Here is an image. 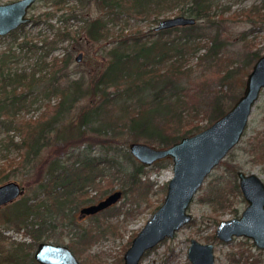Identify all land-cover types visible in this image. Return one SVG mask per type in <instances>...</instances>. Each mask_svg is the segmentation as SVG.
I'll use <instances>...</instances> for the list:
<instances>
[{
    "label": "rangeland",
    "instance_id": "1",
    "mask_svg": "<svg viewBox=\"0 0 264 264\" xmlns=\"http://www.w3.org/2000/svg\"><path fill=\"white\" fill-rule=\"evenodd\" d=\"M10 1L13 0H0V4ZM190 1L159 0L139 15L133 12L121 14L119 18L108 24L110 34L102 41H92L79 31L75 40L60 41L55 43V46H51L54 45L51 41L54 39L55 30L43 24L32 27L30 20L22 31H18L19 33L0 36V53L11 46L13 54L17 57L13 67L27 74L36 71L35 78H38L50 69L48 65L39 73L38 69L43 67V61L50 63L55 57L59 60L63 53L69 52L72 61L65 71L72 77L83 76L84 81L89 82L94 74L103 69V62L107 59L106 51L117 41L135 33H139L148 40L157 38L158 35L153 33L154 27L161 19L180 14L190 16L188 12L182 13L188 10ZM50 2L51 0H38L29 10V17L47 9ZM73 8L74 12L71 10ZM48 10L53 11V16L48 22L56 27L61 25L62 15L64 17L72 14L78 16L77 18L80 19H68L65 24L72 34L77 33V29L84 25V19H94L103 14V9L97 0H69L58 9L49 7ZM210 13L208 18L197 20L200 46L197 53L189 58L190 64L196 68L195 76H192L189 84L191 89L188 100L192 103L191 106L201 101L207 102L210 99L207 92L219 91L220 79L228 70H232L231 78L227 85L223 84L222 90L227 95L239 97L242 94L246 76L255 62L252 60L245 63V56L252 52H258L260 55L264 53V0H213ZM146 34L148 35L145 37ZM23 35L36 43L34 50L36 46L39 48L28 53L19 51L17 41ZM178 35L171 32L167 36L162 34L161 37L163 40L170 41V39L177 40ZM16 36L18 38L15 40ZM213 37L219 42L218 55L221 59L218 65H212L209 60H206L204 64L201 62L200 66H197V55L204 51L203 45L209 43ZM197 42H193L192 46H195ZM79 52L82 53V58L76 61L75 58ZM57 64L59 65L60 62ZM202 65H205L204 68ZM65 82L66 78L60 79V87H63ZM46 87L47 82L44 80L32 91L29 100L32 99L34 102L16 114L14 124L20 125L25 120L46 118L52 114L60 98L52 90H46ZM89 104L90 100L84 98L69 112L64 113L57 127L48 134L47 145L28 163L22 158L24 150L20 152L12 147L8 150L0 147V172L3 167V172H10L4 182L14 180L24 186V194L18 197L21 198L33 195L37 191L38 181L42 178L48 162L55 157L72 160L75 155L82 152L112 160L111 164H101L105 175L98 177L97 183L88 191L87 195L96 197V200L87 204L97 202L115 189L128 188L113 208H106L96 214L79 218V209L87 204H72L71 209L65 211L68 214H61L56 220L55 229L52 228L53 224H46V229L52 236L40 241L68 246L73 231L87 229L93 232L95 238L84 250H82L83 247L82 251L78 250L76 254L73 252L79 262L81 264H122L123 254L132 239L163 202L168 181L172 176V160L166 157L146 165L134 157L131 159L128 156L129 142L124 145L123 136L119 134L113 135L111 132L104 134L103 129L107 125H104L101 118L88 126L85 135L74 137L65 152V149H62V143L70 133L68 124L71 121L76 123L77 114ZM197 121L203 125H209L203 117H199ZM9 125L6 119H0V141L3 144L7 143V139L12 134H17L15 140L19 139L20 134L14 130L7 133ZM136 141L146 143L144 138ZM148 144L157 147L155 143ZM138 163L143 165L144 174L140 177L138 184L130 185L123 174L129 172ZM238 170L247 174L254 173L264 182V87L252 107L240 140L211 170L189 204L187 210L192 219L179 228L173 237L160 241L150 249L139 264H191L187 257L191 239L200 243L213 244L214 264L248 262L264 264V249L256 247L251 238L234 236L230 242H223L215 236V230L220 221L239 217L247 206V201L243 198L238 184L236 175ZM8 206L0 207V217L2 212L9 211ZM69 216L72 217L73 223L68 220ZM0 230L10 239L28 243L31 241V238L25 236L21 229L5 227L1 219ZM36 244L32 247V253ZM245 256L248 257L247 261H244ZM237 258L238 261H236Z\"/></svg>",
    "mask_w": 264,
    "mask_h": 264
},
{
    "label": "trees",
    "instance_id": "2",
    "mask_svg": "<svg viewBox=\"0 0 264 264\" xmlns=\"http://www.w3.org/2000/svg\"><path fill=\"white\" fill-rule=\"evenodd\" d=\"M68 1L51 0L47 7L58 9ZM97 1L103 9V14L94 19H84V25L76 28L77 33L72 34L65 24L68 19H80L78 16L62 15L61 25L56 27L48 22L53 16V11L48 8L32 15L30 25L35 27L43 24L54 29V39L51 41L54 45L51 46L60 41L75 40L79 31L92 41H102L110 34L108 24L112 20L124 13L133 12L139 15L159 0ZM212 2L213 0H191L188 10L182 13L188 12L195 18V23L155 30L153 33L158 35L155 39H145L139 33L126 35L106 51L107 59L103 62V69L94 74L89 82H85L83 76L72 77L65 71L72 61L69 52L63 53L59 60L55 57L50 63L43 61V67L38 69L39 73L48 65L50 69L41 77L35 78L36 71L27 74L13 67L17 57L13 54L11 46L3 50L0 53V119L9 122L7 133L14 130L20 135L18 140H15L17 134L10 135L6 144L0 141V147L6 150L12 147L20 152L24 150L22 158L27 163L30 162L47 145L48 134L57 127L64 113L69 112L84 98L90 100V104L88 107L84 106L77 114L76 123L69 122L70 133L62 143L65 152L70 147L72 139L85 135L88 126L98 118L107 125L103 133L111 132L113 135L123 136L124 145L144 138L146 143H155L159 148L168 147L183 136L194 134L206 127L207 125L197 121L199 117L205 118L211 124L238 98L236 95H227L222 90L223 84L227 85L231 78L232 70H228L220 79L219 91L207 92L210 97L207 102L201 101L191 106L192 103L188 100L190 80L196 71L189 58L197 53L200 46L197 20L211 15ZM71 10L74 12L75 9ZM25 25L7 35L22 31ZM171 32L179 34L177 40H163L161 35L167 36ZM14 38L16 40L18 36ZM195 41L198 42L192 46ZM35 45L36 43L31 42L26 35L17 41L19 51L27 53L39 48L36 46L34 50ZM218 45L215 37L204 44L205 49L197 55L196 65L200 66L201 62L204 64V61L209 60L212 65L217 66L221 59L218 55ZM259 56L258 52H252L245 56V63L256 60ZM202 66L204 68L205 65ZM206 68L208 69V66ZM64 78L66 82L60 87V79ZM44 80L47 82L46 90H52L60 98L52 114L46 118L25 120L22 122L23 125L14 124L16 114L34 102L32 99L29 100V96ZM128 156L133 159L130 152ZM112 162L107 157L101 158L82 152L75 155L72 160L59 157L50 160L33 195L15 199L9 206L4 205L10 207L9 211L2 212L0 217L5 227L21 229L31 241L28 243L10 239L0 230V264H39L34 260L32 247L37 241L52 236L47 231L46 224H53L52 228L55 229L56 220L61 214L67 215L65 211L71 209L72 204H87L96 200V197H89L87 193L97 183V178L105 175L101 164ZM3 171L4 167L0 172V183H4L10 175V172ZM143 174V165L138 163L123 175L128 184L136 185ZM127 190L128 188H123L122 195ZM68 220L73 223L71 216ZM93 238L95 235L87 229L73 231L68 246L76 254L83 247L84 250ZM247 256L244 261H247Z\"/></svg>",
    "mask_w": 264,
    "mask_h": 264
},
{
    "label": "water",
    "instance_id": "3",
    "mask_svg": "<svg viewBox=\"0 0 264 264\" xmlns=\"http://www.w3.org/2000/svg\"><path fill=\"white\" fill-rule=\"evenodd\" d=\"M37 0H13L0 4V36L30 22L29 8ZM195 18L176 15L161 19L154 30L191 25ZM82 53L76 56L80 61ZM264 87V53L248 72L242 94L218 119L198 132L183 136L168 147L159 148L141 141H131L128 150L143 164L169 157L172 160V176L168 181L163 202L152 213L143 227L132 239L123 254L122 264H139L144 254L160 241L171 238L175 232L192 219L189 204L211 170L240 140L248 123L252 107ZM238 184L247 206L239 217L219 222L215 236L230 242L234 236L252 239L254 245L264 249V182L254 173L241 170L236 173ZM24 186L10 180L0 184V207L24 194ZM122 197L115 189L97 202L82 206L79 218L96 214L114 204ZM39 264H81L73 251L64 244L40 241L33 252ZM187 257L191 264H214L213 244L190 240Z\"/></svg>",
    "mask_w": 264,
    "mask_h": 264
},
{
    "label": "flooded vegetation",
    "instance_id": "4",
    "mask_svg": "<svg viewBox=\"0 0 264 264\" xmlns=\"http://www.w3.org/2000/svg\"><path fill=\"white\" fill-rule=\"evenodd\" d=\"M37 1H38V0H37ZM32 6H33V5H32ZM32 6H31V7H32ZM31 7L29 8V10L31 9ZM29 10H28V12H29ZM3 36H4V35H3Z\"/></svg>",
    "mask_w": 264,
    "mask_h": 264
}]
</instances>
